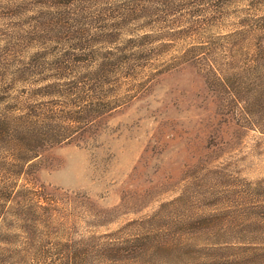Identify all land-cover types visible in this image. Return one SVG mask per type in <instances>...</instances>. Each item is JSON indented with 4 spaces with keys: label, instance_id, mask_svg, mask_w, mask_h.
Instances as JSON below:
<instances>
[{
    "label": "rangeland",
    "instance_id": "obj_1",
    "mask_svg": "<svg viewBox=\"0 0 264 264\" xmlns=\"http://www.w3.org/2000/svg\"><path fill=\"white\" fill-rule=\"evenodd\" d=\"M223 10L161 17L134 77L111 88L120 106L47 154L38 183L54 234H113L103 241L147 248L144 264H264V0ZM8 18L0 6V31ZM247 24L262 32L235 34ZM17 246L0 264H24Z\"/></svg>",
    "mask_w": 264,
    "mask_h": 264
},
{
    "label": "trees",
    "instance_id": "obj_2",
    "mask_svg": "<svg viewBox=\"0 0 264 264\" xmlns=\"http://www.w3.org/2000/svg\"><path fill=\"white\" fill-rule=\"evenodd\" d=\"M202 1L0 0L16 21L0 31V64L7 62L0 66V251L14 240L24 264L145 263L147 248L103 241L113 234L78 241L54 234L62 229L51 224L54 202L45 200L38 175L52 149L84 137L95 115L120 106L111 88L134 77L161 17L220 15L239 0H216L207 10L197 6ZM261 32L247 24L235 34Z\"/></svg>",
    "mask_w": 264,
    "mask_h": 264
}]
</instances>
